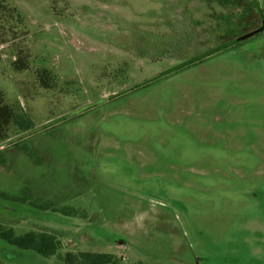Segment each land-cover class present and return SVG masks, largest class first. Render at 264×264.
Instances as JSON below:
<instances>
[{"label": "rangeland", "instance_id": "rangeland-1", "mask_svg": "<svg viewBox=\"0 0 264 264\" xmlns=\"http://www.w3.org/2000/svg\"><path fill=\"white\" fill-rule=\"evenodd\" d=\"M0 1V226L62 256L264 264V0ZM0 264L63 263L0 239Z\"/></svg>", "mask_w": 264, "mask_h": 264}, {"label": "trees", "instance_id": "trees-1", "mask_svg": "<svg viewBox=\"0 0 264 264\" xmlns=\"http://www.w3.org/2000/svg\"><path fill=\"white\" fill-rule=\"evenodd\" d=\"M7 8L3 1H0V13L12 12ZM15 10H13V13ZM13 13L10 17L13 16ZM24 57L20 59L15 68L23 70L26 68L24 63ZM48 74L47 71L41 73L42 78ZM13 111L4 103V97L0 93V140L6 138L7 128L12 123ZM38 207V206H37ZM43 210H51L53 212L60 213L65 216H77V212L68 208L60 207L54 208L50 205L39 206ZM0 239L7 244L14 246L21 250L33 251L36 254L49 258L58 256L59 260L63 264H122V260L114 254L109 253H93V252H68L65 255H59L58 253V240L57 237L47 231H31L24 233L23 235H16L11 228H4L0 226ZM143 264V263H137Z\"/></svg>", "mask_w": 264, "mask_h": 264}, {"label": "water", "instance_id": "water-1", "mask_svg": "<svg viewBox=\"0 0 264 264\" xmlns=\"http://www.w3.org/2000/svg\"><path fill=\"white\" fill-rule=\"evenodd\" d=\"M255 34H257V31H254V32H251V33L244 35L242 37V39L244 40V39L250 38V37L254 36Z\"/></svg>", "mask_w": 264, "mask_h": 264}]
</instances>
